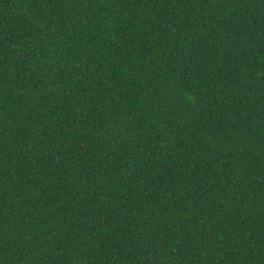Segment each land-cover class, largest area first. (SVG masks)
<instances>
[{
  "label": "trees",
  "instance_id": "16d2710c",
  "mask_svg": "<svg viewBox=\"0 0 264 264\" xmlns=\"http://www.w3.org/2000/svg\"><path fill=\"white\" fill-rule=\"evenodd\" d=\"M0 264H264V0H0Z\"/></svg>",
  "mask_w": 264,
  "mask_h": 264
}]
</instances>
